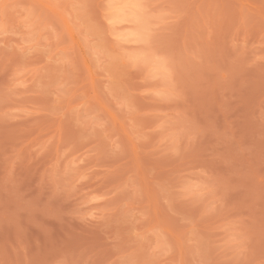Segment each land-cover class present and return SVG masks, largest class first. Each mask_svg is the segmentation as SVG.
<instances>
[{
  "label": "rangeland",
  "instance_id": "1",
  "mask_svg": "<svg viewBox=\"0 0 264 264\" xmlns=\"http://www.w3.org/2000/svg\"><path fill=\"white\" fill-rule=\"evenodd\" d=\"M73 2L85 7H65ZM96 2L0 0V110L30 114L0 123V151L26 144L32 135L18 130L36 120L56 142L75 139L77 129L65 120L73 111L71 119L91 134L78 158L63 159L67 168L85 157L93 165L77 185L72 214L61 200L49 202L45 187L31 236L43 242L54 230L70 241L73 258L92 264L264 260V2L153 0L166 10L160 43L184 71L187 102L180 110L153 102L170 93L166 64L150 62L145 78L114 58L119 44L129 63H144L122 23L129 10L110 13L109 22ZM53 108L59 111L50 117L41 110ZM148 128L155 130L140 138ZM177 136L193 138L182 159L169 154ZM133 137L134 152L108 156L110 145L119 151ZM36 179L33 170L0 172V239L40 192Z\"/></svg>",
  "mask_w": 264,
  "mask_h": 264
},
{
  "label": "clouds",
  "instance_id": "2",
  "mask_svg": "<svg viewBox=\"0 0 264 264\" xmlns=\"http://www.w3.org/2000/svg\"><path fill=\"white\" fill-rule=\"evenodd\" d=\"M264 2V0H262ZM104 13L105 19L111 22L110 13L114 11L118 14L120 10H129L122 16V23L125 29L132 32L140 47L136 51L144 58L143 64L129 63L126 55L119 44L114 46L113 56L119 62V65L129 74L138 73L147 78V65L152 61H159L166 64L170 70L165 79V86L170 93L165 97L156 96L153 99L155 103L169 102L180 110V106L187 102V88L184 80V71L181 63L177 60L174 52L164 47L160 43L162 31V18L166 15L163 6L153 3V0H97L92 5ZM67 8L75 10L76 8L85 7L83 4L75 2L65 5ZM53 103H55L53 101ZM45 115L50 117L59 109L53 108L51 111L41 109ZM68 111V109H63ZM185 120L190 123L191 117L188 112H182ZM30 114L25 112L18 117H9L7 113L0 110V123L12 124L18 120H28ZM74 111L70 112L65 120L73 123L77 129V136L70 141H55L54 135H49L40 120L22 127L18 131L21 135L30 134L32 138L23 146L10 145L7 151H0V172L5 176H13L17 170H33L36 174V189L40 192L36 197H29L26 206L21 209L22 220L9 235L0 239V264H92V262L80 261L73 258L67 251L69 240H58L55 237L54 230L43 233V242L39 238H33L30 229L33 227L31 217L41 208L39 197L42 190L47 187L51 192L49 202L53 198L61 200L67 208V214L73 212L72 201L75 193L78 191L77 185L82 180L90 178L93 165L87 157L80 159L78 167H63V159L71 154L78 158V153L82 145L91 138V134L77 119L74 117ZM142 127V125H141ZM154 128H148L140 138L147 140L148 133L154 131ZM192 137H189L187 143L177 136L173 147L169 150L172 158L182 159L187 151L185 145L192 143ZM136 137L127 145H121L119 151H115L110 145L107 154L110 158L125 156L129 151L136 150ZM90 151V154L97 155ZM68 178L61 184L60 179ZM28 194L25 193V196ZM27 217V224L24 223L23 217ZM95 225L86 224L84 229H92ZM165 253V255L170 254ZM246 249L241 250V255ZM115 264V262H113ZM145 264H154L152 261H146ZM160 264H166L161 261ZM204 264H264V260L252 261L247 258H229L223 260H208Z\"/></svg>",
  "mask_w": 264,
  "mask_h": 264
}]
</instances>
